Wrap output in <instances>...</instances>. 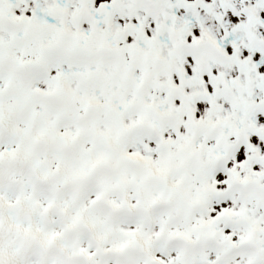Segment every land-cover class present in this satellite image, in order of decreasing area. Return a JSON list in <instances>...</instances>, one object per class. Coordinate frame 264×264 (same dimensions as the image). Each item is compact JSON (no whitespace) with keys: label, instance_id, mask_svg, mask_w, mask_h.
I'll return each mask as SVG.
<instances>
[{"label":"snow or ice","instance_id":"1","mask_svg":"<svg viewBox=\"0 0 264 264\" xmlns=\"http://www.w3.org/2000/svg\"><path fill=\"white\" fill-rule=\"evenodd\" d=\"M0 264H264V0H0Z\"/></svg>","mask_w":264,"mask_h":264}]
</instances>
